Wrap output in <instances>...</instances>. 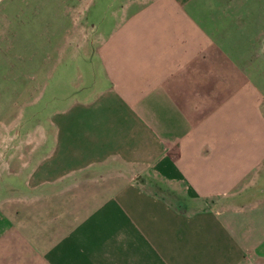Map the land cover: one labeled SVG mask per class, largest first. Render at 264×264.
I'll use <instances>...</instances> for the list:
<instances>
[{"label":"crops","instance_id":"obj_1","mask_svg":"<svg viewBox=\"0 0 264 264\" xmlns=\"http://www.w3.org/2000/svg\"><path fill=\"white\" fill-rule=\"evenodd\" d=\"M23 9L93 59L3 135L0 264H264V0H0V43Z\"/></svg>","mask_w":264,"mask_h":264},{"label":"rangeland","instance_id":"obj_2","mask_svg":"<svg viewBox=\"0 0 264 264\" xmlns=\"http://www.w3.org/2000/svg\"><path fill=\"white\" fill-rule=\"evenodd\" d=\"M2 13L5 36L0 43V147L4 149L3 135L10 131L16 137L12 144L17 143L19 153H25L36 150L40 125L46 124L52 109L58 106L56 89L67 90L80 70L88 68L84 64H89L93 56L90 47L75 48L76 42L70 38L75 35L74 31L67 33L70 37L62 44L64 33L55 30V26L53 31L44 30V25L36 27L32 22L35 15L28 9ZM92 16L94 4L85 14H77L70 21L90 27ZM52 20L57 23L55 16ZM34 72L40 77L31 84L33 90L26 91L25 85L30 81L27 77ZM27 132L36 138L28 145Z\"/></svg>","mask_w":264,"mask_h":264}]
</instances>
